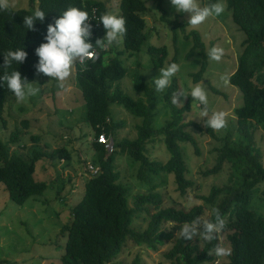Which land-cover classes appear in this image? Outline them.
Returning <instances> with one entry per match:
<instances>
[{
    "label": "trees",
    "instance_id": "1",
    "mask_svg": "<svg viewBox=\"0 0 264 264\" xmlns=\"http://www.w3.org/2000/svg\"><path fill=\"white\" fill-rule=\"evenodd\" d=\"M204 2L207 5L216 0ZM225 2L231 12L232 21L245 34L237 68L228 77L229 83L242 93V105L234 108L240 135L234 144L215 148V163L212 168L202 171V175H214L222 169L225 162L234 163L244 159L246 167L239 172L241 183L238 186L213 185L207 195L198 196L202 203L194 204L189 209L161 206L163 199L162 195L155 191V179L163 174H172L176 188L181 194L192 187L193 181L186 177L187 165L180 143L190 142L198 152L195 138L185 128L192 125L198 130L203 129L193 121L188 124L181 123L182 114L189 110L193 100L188 97L181 107L173 103V96L179 88L176 77L172 78L169 87L162 92L170 109L171 120L160 128L153 125L155 112L151 103L157 94L153 82L149 85L138 71L134 73L133 89L142 92L147 101L143 95L135 99L126 95L119 85L115 86V83L127 74L123 55L128 53L133 56L138 53L149 36L145 31L144 16L149 12L145 1L120 0L118 15H122L126 21L123 49L115 51L112 47L109 51L99 52L97 58L86 65L76 64L74 82L87 107L86 119L94 130L92 147L95 158L92 162L99 167V172L85 181L83 196L72 209V220L60 230V235L66 237L64 253L60 257L62 264H123L121 261H115V258L128 238L136 245L154 251L159 245L171 242L164 252V257L170 264L211 263L214 261V249L217 245L220 246L221 235L225 236L230 245L228 261L221 264H264V216L258 215L253 206H250L252 190L257 184L264 182L261 154L256 152L253 133L250 132L260 126L264 135V0ZM69 7L81 8L87 11L91 18L96 19L91 21L94 25L91 38L93 42L103 37L104 30L98 18L107 13V10L104 2L100 0H29L28 8H0V55L19 47H23L27 52V58L22 64L13 63L9 68L0 67V75L16 69L29 82L34 81L37 76H43L35 73L34 65L38 58L34 49L42 42L47 25ZM34 8L42 9L46 15L43 21L36 22L34 30L27 31L23 26V16ZM157 9L161 11V21L172 24L174 31L177 28L182 30L184 38L192 37V45L185 58H191L196 51L202 54L203 59L198 71L191 73L194 82L199 81L206 71L208 59L199 32H186L187 23L180 21L185 13H178L172 20L159 1ZM174 49L172 60L166 63L167 47L149 46L147 50L151 56L152 68L161 69L165 64L177 63L179 50L176 37ZM2 64L3 57L0 56V66ZM9 96L12 94L8 89L0 87V119L3 120L4 101ZM111 104L123 106L131 115L142 120L136 125V136L123 142L114 143L113 140L114 149L109 153L96 138L105 132L113 139L114 131L120 125L113 124L110 119ZM2 123L5 126V120ZM22 123L27 128V119ZM205 131L213 138H218L213 129L206 127ZM15 132L18 134L19 130ZM242 133L247 138L242 136ZM157 138H160L169 154L166 161L152 159L148 155L147 146ZM33 139L38 141V137ZM116 148L138 164L136 177L148 190L146 193L135 195L132 207L128 204V188L125 189L118 181ZM29 157V160H26L11 154L9 145L0 139V183L4 184L9 199L18 205L41 195L48 187L47 182L35 179L36 162L42 158L69 160L70 153L63 147L47 153L38 149ZM205 206H209L211 210L207 221L214 222L219 216L225 222L224 229L211 241L205 240L202 235H196L192 240H183L180 227L193 220H201ZM140 212H146L149 216L147 226L143 230L132 226L133 219ZM129 264H140V261L135 258Z\"/></svg>",
    "mask_w": 264,
    "mask_h": 264
},
{
    "label": "rangeland",
    "instance_id": "2",
    "mask_svg": "<svg viewBox=\"0 0 264 264\" xmlns=\"http://www.w3.org/2000/svg\"><path fill=\"white\" fill-rule=\"evenodd\" d=\"M100 1L106 5L107 13L119 14L120 0ZM144 1L149 8L148 14L144 16L145 31L149 36L138 53L133 56H129L128 53L123 55L122 60L127 74L115 83V86L119 85L126 95L135 99L143 95L144 100L147 101L142 92L133 89L134 73L138 71L145 77V81L152 85L151 80L159 75V69L152 68V60L147 48L166 46L168 51L166 63H168L175 53L174 37H176L179 50L177 64L180 65V70L174 76L179 88L173 97L176 98L178 93H187L193 85L202 83L207 90L209 114L212 111L226 113L225 126L220 130L213 129L218 137L213 138L205 131L204 121L207 117L196 118L200 106L193 100L189 110L182 114L181 123L188 124L193 121L202 127L203 130H198L192 125H187L185 128L195 138L198 152L192 143H180L187 165L186 177L193 181V185L186 193L181 194L176 188L172 174H163L155 179L157 183L155 191L162 195V207L189 209L194 204L202 203L198 196L207 195L213 185L238 186L241 183L239 172L246 167L244 159L236 160L234 163L225 162L222 169L214 175L204 176L202 171L213 167L217 155L215 148L234 144L240 135L234 108L242 105V93L230 83L224 85L221 77L228 78L236 70L245 34L232 21L225 0H221L225 10L220 16L210 17L195 28L187 24L186 32L189 30L199 32L206 53L212 47L223 49L221 60L217 62L208 58L202 78L194 82L191 73L198 71L203 56L196 51L191 58L186 59L185 54L192 45V37L184 38L182 30L177 28V31H174L172 24L161 21V11L157 9L158 1L167 10L170 19L174 20L178 14L171 6L170 0ZM4 3L13 9L29 6V0H4ZM200 3L205 5L204 0H200ZM187 20L188 14L185 13L180 21L187 23ZM113 49L122 50V43L114 45ZM167 65L165 64L163 68ZM76 71L74 64L70 76L61 84L46 76H37L32 82L36 83L41 91L35 97L17 102L13 96H9L4 101L3 118L6 124L4 126L2 123L4 120L0 119V139L9 145L11 154L29 160V156L38 149L47 153L63 147L70 153V159L42 158L37 161L35 179L47 182L48 187L41 195L29 198L22 205L11 201L4 184L0 183V264H62L60 257L64 253L66 237L60 235V230L72 220V209L83 196L85 181L92 177L88 164L94 165L92 161L95 158L92 147L94 130L86 119L87 107L81 91L74 82ZM187 98L175 103L176 106H183ZM151 107L155 112L154 127L160 128L171 120L170 109L162 92L155 95ZM109 113L112 123L120 124L114 131V143L136 136V125L142 120L140 117L131 115L118 104H111ZM25 119L28 121L27 128L22 123ZM17 130H19L18 134L15 132ZM250 132L253 133V146L256 152L261 154L264 165L263 131L259 126ZM11 135H13L12 140ZM241 135L247 138L245 134ZM33 137H38V141ZM245 137H243L244 141H246ZM155 140L147 146L149 157L166 161L169 154L164 144L160 138ZM116 149L118 153L115 165L119 173L118 181L125 189L128 188V204L132 207L135 195L146 193L148 190L136 177L138 164L125 152ZM250 206H253L258 215L264 216V182H260L252 190ZM210 212V207L205 206L201 221H207ZM148 217L146 212L138 213L133 219L132 226L143 230L147 226ZM201 230L198 229L197 235ZM224 237V235L220 236V246L227 250V254L218 257L214 252V261L205 264H221L228 261L230 245ZM170 245L171 242H166L154 251L136 245L128 238L115 261L129 264L138 258L140 264H170V261L164 257V252Z\"/></svg>",
    "mask_w": 264,
    "mask_h": 264
},
{
    "label": "clouds",
    "instance_id": "3",
    "mask_svg": "<svg viewBox=\"0 0 264 264\" xmlns=\"http://www.w3.org/2000/svg\"><path fill=\"white\" fill-rule=\"evenodd\" d=\"M170 4L177 13H187V24L193 28L203 24L210 17L220 16L225 6L221 0L202 5L200 0H170ZM7 7L4 0H0V8ZM46 12L40 8H34L29 14L23 16V26L27 31L34 30L37 21H43ZM89 13L81 8L69 7L60 13L52 23L46 27L42 42L34 49L38 58L34 68L37 75H43L55 80L58 84L64 82L71 74L74 64L86 65L97 58L99 52L109 51L114 45L122 43L126 33V21L122 15L104 13L99 16L104 35L92 41L94 25ZM205 45V44H204ZM223 49L210 48L206 56L210 60L220 61ZM3 57L2 68H9L13 63L22 64L27 58V52L23 47L8 50ZM180 65L172 62L165 68L159 69V75L151 80L157 93L163 92L169 87L172 78L179 72ZM224 85L229 83L227 77H221ZM34 82H29L21 76L19 71L12 70L0 75V87H6L17 102H23L35 97L41 89ZM191 97L200 106L196 118L207 117L204 121L207 128L222 129L226 124V113L212 111L209 114L207 90L202 83L193 85L187 93H178L173 103H180L182 98ZM225 227V222L219 216L214 222L193 220L180 227V235L183 240H192L197 235H202L205 240L211 241ZM216 256L227 254V250L219 245L214 249Z\"/></svg>",
    "mask_w": 264,
    "mask_h": 264
},
{
    "label": "built area",
    "instance_id": "4",
    "mask_svg": "<svg viewBox=\"0 0 264 264\" xmlns=\"http://www.w3.org/2000/svg\"><path fill=\"white\" fill-rule=\"evenodd\" d=\"M96 141L103 144L104 147L106 148L107 152H111L113 150V139L108 136L105 132H102L98 135L96 138ZM89 170L91 171V175H96L99 172V167H96L92 164H88Z\"/></svg>",
    "mask_w": 264,
    "mask_h": 264
}]
</instances>
